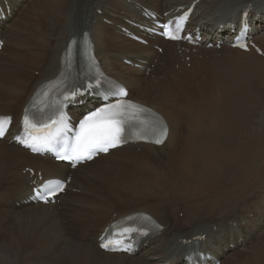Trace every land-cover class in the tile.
<instances>
[{
    "label": "bare ground",
    "instance_id": "1",
    "mask_svg": "<svg viewBox=\"0 0 264 264\" xmlns=\"http://www.w3.org/2000/svg\"><path fill=\"white\" fill-rule=\"evenodd\" d=\"M19 1L0 0L2 6L0 17L4 15L6 19L0 18V38L5 41L0 55L3 54L2 52H4L5 47H9L12 50L11 57L0 66V73H5L9 76L4 81V85L0 90V116L6 117L8 115L13 118V124L9 133L4 140H0V159L15 162L16 165L14 166L16 168L25 164L24 168L27 166L29 170L25 174L22 171H20L21 173L16 171L20 175L19 180L24 182V184L17 187L18 193L15 196L16 200L13 204L10 203L9 199L3 197L4 204L6 206L10 205L11 208H15L16 206L21 208L16 211L30 208L41 210L44 208L45 214L48 212L49 214L54 215L55 213L56 215L57 207L43 203L39 204V202H34L30 199L34 195L32 188L35 184L39 183L38 186H41L43 182L50 179H62L64 181L69 179L65 193H61L57 197L58 200L65 198L70 188L78 181H81L79 188L82 189V193L85 191L88 193L85 198V201L88 203L92 201L89 198L93 197L94 193H101L102 195L103 193L108 194L107 192H110V196L114 195L117 198L122 190L129 188V192L131 191L130 193H132L133 197H140L143 200L141 203L144 205L148 206L149 204L148 208L150 212L141 208L133 209L129 212L118 213L115 216L111 214L103 218L100 217L99 221L93 226H90V223L89 228L97 227V234L94 239L96 240L95 246L90 248L72 244V248L69 247L71 249L66 254L71 264H188L186 260L188 255L187 250L193 247H197V253L210 255L203 263L216 264V261L228 256L227 253L232 251L231 246H233V249L237 247L241 248L242 253L240 255L248 257L247 264H264V242L257 245L253 250L251 248L249 251L247 250L249 254L244 249L247 242H249L250 234H256L255 228L250 230L246 228V223L250 221L244 223L245 220L243 219L237 222L235 218L226 216L215 224H211L208 221H198L191 230L179 231L176 229H180L182 222L180 223L176 216L171 217L170 215L168 217V215L160 213V210L166 204H153L152 202L157 195H168L171 192L174 195H180L181 193L191 191V186L188 185L186 180L187 177L191 178V175L198 177L200 185L204 189H207V173L221 174L226 172L231 177L233 171H239L242 166L245 169L243 174L247 176L252 174L257 168L256 166L264 160V156H261L264 153V136L254 140L256 132L258 135L264 132V123L262 124L255 119L252 122L253 128L250 124L247 125L248 122L243 121V118H238L236 112L240 106H233L234 103L225 107L230 127L221 126L219 128V126H215L210 118L206 120L202 114L200 115L205 120L201 119L202 117L198 118L199 112L204 114L203 111H205V114H207L211 111L214 113V110H218V106L216 109H213L214 106H212L216 105L217 101L213 102V104L211 103L212 105L210 104L212 107L208 108L204 106L208 93L203 91L198 85L197 75H194L195 71L186 70L187 66L185 65V70L176 65L181 64L179 54L182 47L191 49V46L183 42L173 43L166 41L161 36L148 32L145 28L155 29V21L144 12V10H149L158 20L164 22L179 15L184 10H190L192 5L196 3L192 11L190 23L187 25V30L195 39L201 37V42L197 45L198 47H202L201 50L206 49L205 47L210 43L216 44L218 42H222L224 50L220 57L208 59L202 65L209 66L212 63L214 66L209 68L208 71L213 70L214 73L217 72L220 76L218 77L219 81L223 78L228 79V76L232 77L230 80L233 83L237 82L233 87L242 91L240 80L242 77H246L247 73L250 74L249 71H256L261 78L264 77V0H69L66 12L63 10V0H46V5L45 3L42 4L44 9L47 8L48 10L43 11L45 12L43 15H46L41 19L42 23H44L43 25H48L49 32L47 34H50V39L45 40L38 37V39H33L32 41L24 39V32L22 33L21 29L20 31L18 30L21 28V24L19 28L14 27L15 25L13 24L7 28V21H10V17L16 14L22 6ZM48 2H52L51 6L47 5ZM98 11H101L100 15ZM60 13H62V18L59 17ZM244 13H248L247 19L251 26L250 39H248L247 45L249 50L252 48L249 51L251 55L231 46L232 39L237 35V32L233 34V29L240 25ZM107 22H110L111 26L106 25L108 24ZM124 29L127 33L126 31H122ZM83 30L90 31V34H92L97 57L101 61L106 73L127 87L129 92L127 98L142 106L154 109L165 118L169 127V136L161 147L148 143H129L127 146L111 150L108 155H100L91 163L78 165L75 170H71L69 165L55 163L48 156L31 155L27 150L22 149L15 143L13 137L21 131V119L24 108L30 102L40 84L56 78L63 70L62 68L67 58L65 51L68 43L72 37H75L78 32H82ZM7 35L10 37L8 38ZM131 35L143 39L147 42V45L133 41L130 38ZM113 39H119V47L115 46L116 42ZM100 42L103 43L106 50L108 49L111 52L110 54H103L99 50L98 43ZM159 43L163 46L162 55H158L154 49V46H157ZM23 47L25 48L23 49ZM257 48L256 52L261 51L262 57L256 55L255 50ZM113 49H117L118 51H114ZM127 60L131 62L132 66L141 67V70L126 66L124 63ZM219 65L221 66L217 67ZM116 67L121 70L120 73L115 71ZM149 68L151 69V79L146 76V71ZM26 69L29 70V74L21 79L22 72H26ZM242 69L248 72L244 73ZM32 70L39 71L36 79L31 74ZM41 70L42 73H40ZM128 73H130V76ZM81 74L83 75V72ZM142 74L144 76L140 77ZM25 78H28L27 81ZM77 80L80 82L81 78L78 76ZM215 81H217L216 76ZM79 87L80 91L77 93L74 103L70 105L69 110L76 119L104 104L95 95L93 87H85L81 84H79ZM81 91L82 93H80ZM135 93L140 94L135 96ZM150 96H158V100H162L163 103L160 105L156 104V102L154 103V100L157 98L155 97L153 100L149 98ZM215 98L218 99L217 97ZM220 98L224 99V97ZM1 106L3 107L2 110ZM200 109L205 110L200 111ZM190 120L191 122L192 120L196 121V127L192 123L196 128L193 130L195 135L192 131L191 137L183 139L178 135V130L184 124L183 126H186L189 132L191 127H193L190 126L188 128L187 126L190 124ZM199 122L201 126L198 124ZM258 125L259 128L256 127ZM235 127L239 128L234 132ZM199 132L201 135H199ZM196 135L197 138L194 139ZM190 138H193L196 143ZM207 140L213 141V143L209 146ZM261 144L262 146H260ZM169 145L171 147L174 145L173 152L175 154V161H168L169 164L174 165V167L175 165L181 166L184 171L176 167L174 168L176 171H172L173 169L168 171L165 167L161 166L164 164L168 169H171L165 163L167 161L160 162V158L156 157V154H159L158 151L167 150L166 148ZM257 147H259L258 151H254ZM123 151H128L125 158L117 159L114 162L109 161V163L97 164L90 166L88 168L90 170H83V167L93 165L101 158H109L112 156V153ZM129 155L136 158V160L143 159L141 163H136L137 166L133 161V165L136 166L134 170L127 169V166L131 163V159H127ZM223 156L226 157L223 160H228L232 157L231 161L225 163L227 165L235 164V167L231 171L227 170V165L222 166L220 160ZM117 164L120 167H124V169L122 168L123 170L119 168L120 170L117 169L118 172L116 171L118 176L116 179L117 183L121 184L119 187L117 185H109L106 181L107 175L114 172L112 169ZM199 165H201L200 168H198ZM124 174L125 179L122 177ZM169 174L172 175V180L168 184L171 187L166 186ZM94 176L96 177L95 183L92 180ZM94 184H107L109 189L100 186V189L103 188V193L95 191L93 189ZM90 188L92 191L89 190ZM199 192L200 194L190 199L189 202L185 198L184 204L180 203L176 205L177 211L183 209L186 214L188 211L189 218L192 221L207 220L210 218L208 213L215 211L216 207L223 208L226 205H230L232 203L229 200L231 199L230 193L235 194L236 189L224 190L222 194H217L216 191L205 193L203 190H200ZM211 196L213 200L210 199L212 198ZM169 199L172 200V196H169ZM170 201L167 203L169 206ZM70 206L72 211H77L76 206ZM91 209L94 210L92 206H88L82 213H77L76 218L73 220L76 226L79 224L83 225L87 221L89 222L90 215L93 214V211L90 212ZM138 212L150 213L159 222L162 229L155 230L144 238L140 249L134 254L126 255L104 252L100 247L99 236L110 226L112 221ZM200 213L203 214L200 216ZM38 217L40 219V216ZM170 219L173 221L172 224L165 221ZM192 221L191 224H188L193 225ZM262 223H264V220L258 224ZM80 229L89 234V230L83 227ZM240 231L242 232L240 233ZM17 232L18 236H14L11 239V245L15 244L16 252L10 248L8 250L5 244H0V264H18L16 258L18 259L20 255L19 259L22 260L21 254L27 252V249L24 247L23 231L19 229ZM11 235H14V232ZM61 244H63L62 241ZM190 258L193 261L201 260L200 257L197 258L195 255H190Z\"/></svg>",
    "mask_w": 264,
    "mask_h": 264
},
{
    "label": "rangeland",
    "instance_id": "2",
    "mask_svg": "<svg viewBox=\"0 0 264 264\" xmlns=\"http://www.w3.org/2000/svg\"><path fill=\"white\" fill-rule=\"evenodd\" d=\"M68 1L69 0H63L64 2L63 10L65 12L68 7ZM19 3H21L22 6L20 7V10L16 14L10 17L11 20L7 21L8 22L7 28H9L11 24L15 25L14 27L19 28V25L21 24L20 26L21 28H19L18 30L20 31L21 29L22 33L24 32L23 33L24 39L26 40L30 39L32 41L33 39H38L39 37L45 40H49L50 34H47L49 32L48 25H43L44 23H42V19H41L42 17H45L46 15V14L43 15L45 13L43 11L48 10L47 8L44 9V6H43L44 3L46 5V0H24V1L20 0ZM48 3L47 5L51 6L52 2H48ZM32 11L33 13L31 14ZM8 14L10 15L9 12ZM61 14L62 13H60L59 15L60 18H62ZM98 14L100 15L101 11H98ZM107 23L108 24L106 25L111 26L110 22H107ZM23 27L26 29H24ZM79 27H82V26H79ZM85 31L87 30L78 32L76 36L81 37L83 35L82 33ZM7 37L9 38L10 36L7 35ZM113 40L116 42L115 46L119 47V44H118L119 39H113ZM107 46H109V44H107ZM98 47H99V50L103 54L111 53L108 49L106 50L104 48L102 42L98 43ZM24 48L25 47H23V49ZM205 48L206 49L201 50L202 47H191V49H186L182 47L180 54H179L180 59H181V64L180 63L176 64L177 66H180L181 68H183V70H185V67H184L185 65L187 66L186 70L188 69V70H192L193 72L195 71L194 75H197L198 85L200 86V88H202L203 91L208 93L207 101H205L207 105L204 103V106L208 108L214 106L213 109H216V107L218 106L217 107L218 110H214V113L210 111V113L205 114L206 112L203 111L205 109L203 110L200 109V111H203L205 115L202 112H199V115L197 117L199 118L203 116L206 120L210 118V120L213 121L215 126L217 127L219 126V128H221V126L230 127L229 121L226 116L225 107L229 105H233L234 103L233 106H237V107L240 106L238 111L236 112L238 118L240 119L243 118V121L248 122L247 125L250 124V126L253 128L252 122L255 119L256 121H260L263 124L264 123V77L261 78V76L258 75L259 73H256V71H251V72L249 71L250 74H248L247 70L244 71L242 69L244 73H247V76L242 77V79L240 80V84L242 85V91L237 90L235 87H233V85H235L237 82L233 83L230 80L232 79V77L228 76V79L223 78V79H220L219 81L218 77L220 76L217 72L214 73L213 70L208 71L209 68L214 66L212 63L209 66L202 65V63L208 59L211 60V59H217V57H220V55L224 52L223 47L221 45L220 46L216 45L210 48L206 46ZM154 49L158 55L163 54L162 44L159 43L157 46H154ZM113 50L118 51L117 49H113ZM245 52L248 55H251L249 51L248 52L245 51ZM2 53L3 54L0 55V66L3 65L11 57L12 50H10L9 47H5L4 52ZM256 55L258 57H262L259 54H256ZM176 65L175 67L177 68ZM126 66L135 68L137 70H141V67L132 66V64L127 63ZM220 66L221 65L217 67H220ZM150 70H151L150 68L147 69L146 76L151 79ZM115 71L117 73L121 72V70H119L117 67ZM40 73H42V70L40 71ZM28 74H29V70H27L26 72H22L21 79L27 76ZM31 74L35 76V79H36V77L39 75V71L32 70ZM128 75L130 76V73H128ZM142 76H144V74H142L140 77ZM215 76L217 78V81H215ZM8 77L9 76L7 74L0 73V90L2 89L4 85V81L8 79ZM230 86H232L233 88ZM140 87L142 88V86ZM227 87H230V88H227ZM139 94L140 93H135V96H138ZM232 94H235V95H232ZM155 97L157 99H155ZM155 97L150 96L149 98L151 99L154 98L155 100L154 99L153 100H154V103L156 102V104L160 105L163 103L162 100H158V96H155ZM215 97H217L220 100L218 101V99H216ZM220 97H224V99L222 98L223 99L222 100ZM159 99H161V97H159ZM216 101H217V104L212 105L213 102H216ZM242 102L244 103L241 105ZM210 104L212 106H210ZM2 109L3 107L1 106V110ZM200 114H202V116ZM203 117L201 119H204ZM194 121L195 120H192L191 122L190 120L189 122L190 124L187 125L188 128H190V126H193V124L194 125L196 124V121L195 122ZM198 124L201 126L200 122ZM183 125L178 130V135L182 137L183 139H188L189 137L192 136V131L196 129L195 128L196 125L195 127L193 126L194 128L191 127V129L192 128L193 129L192 130L190 129L189 132L187 131V127ZM256 127L259 128V125ZM238 128L239 127H235L234 132L237 131ZM193 134L195 135L194 131H193ZM199 135H201L200 132H199ZM263 136H264V132H261V134L259 135L256 132L254 135V140L259 139V137L262 138ZM193 138H190V139L193 140ZM196 138H197V135L194 139ZM194 143L196 142L194 141ZM212 143L213 141L207 140V144L209 146ZM262 144L260 146H262ZM168 147H170V149H168ZM168 147L166 148L167 150H163L162 152L158 151L159 154H156V157L160 158V162L167 161L165 163H167L171 167V169H168L164 164H162L161 166L165 167V169L168 171H171L172 169H173L172 171H176V169H174L175 167L177 169H181L182 171H184V169H182L181 166L175 165L174 167V165L169 164L168 161H172V160L175 161V154L173 152L174 145L172 147L169 145ZM259 147L254 149V151H258ZM127 154H128V151L112 153V156H110L109 158H101L95 164L87 165L83 167V170H87L90 166H95L97 164L109 163V161L114 162L117 159L125 158ZM129 156L127 157V159H131L130 160L131 163L129 162L130 164L127 166V169L129 168L131 170H134V168L137 166L136 163H141L143 159L141 158L139 160H136V158L132 157L131 155ZM261 156H264V153ZM223 158H226V157L223 156L222 159L220 160L222 162V166L227 165L225 163L232 160V157L228 160H223ZM7 161L0 159V169H1L0 170V244H5L8 250L9 248L14 251L17 250L15 244L11 245L12 243L11 239H13L14 236H18L17 231L19 229L23 231L24 247L25 249H27V252H24L21 254V256L23 257L22 260L19 259L20 255L18 259L16 258V260L18 261V264H71L66 254L72 248V244L79 245L81 247L85 246V247H90V248H93L95 246L96 240L94 239L97 234V227L95 226L94 228L92 227L89 228L90 223H91L90 226H93L95 225V223L99 221L100 217L103 218L111 214H114L115 216V215H118V213L129 212L130 210H133V209L141 208V209H146L150 212V209L148 208L149 202L147 203L148 206L142 204L141 202L143 200L140 197H133L132 193H130L131 191L129 192V188L122 190L121 194L117 198L114 195L110 196L109 195L110 192H107L108 194L103 193V188L109 189L107 184H94L93 189L95 191L102 192L104 195L103 194L101 195V193H97V194L94 193L93 194L94 196L89 198L92 201L88 203L85 201L86 200L85 198L87 197V194H88L87 191L82 193V189L79 188L81 181H78L73 187L70 188V191L68 192L65 198H60L57 201V203L51 204V206L57 207L56 215L55 213L53 215V214H49L48 212L46 213L47 214L46 215L45 212L43 211L44 208H42L41 210L37 208L38 210L37 209L35 210V208H30V206H29L30 209H25V210L23 209L20 211H16L17 209H21V208H19L18 206H16L15 208H11L10 205L6 206L3 202V197H6L7 199H9L10 203L13 204V202L16 200L15 196L18 193L17 187L21 184H24V182L19 180V176H20L19 173H21L20 171H22L25 174V172L29 170V167L26 166L24 168L25 166L24 164L16 168V166H14L16 165L15 162H9V161L7 162ZM133 161L135 162L136 166L133 165L134 163ZM4 162H7V163H4ZM200 167L201 165L198 166V168ZM234 167H235V164L226 166L227 170L229 171H231V169H233ZM256 167L257 168L253 171V173L248 176L243 174V171L245 169L242 166L239 169V171L237 170L233 171V175L231 177L228 176L226 172L221 173V174H216L212 172L207 173L206 174L208 177L206 181L208 185L207 189H204V187L200 185V181L198 180V177L191 175V178L187 177L186 179L188 185L191 186V191L181 193L180 195H174L173 192L169 193L168 195H157L154 197L152 202L153 204H157V203L166 204V206L162 210H160V213L162 212V214L164 213L166 214V216L168 215V217H170V215L171 217L176 216L177 220L180 221V223L182 222L181 223L182 225H180V229H176L179 231H185L186 229L191 230L192 227L198 223V221L199 222L208 221L211 224H215L216 222L223 220L222 218H225L226 216H229V218H235L237 222H239V220L242 221L243 219L245 220L244 223L247 221H250L249 223H246V228L248 230L255 228L256 234L254 235L250 234L249 242H247L244 249L246 251L247 250L249 251L250 248L253 250L257 247V245L264 242V223L258 224L260 221L264 220V160L260 164H258ZM119 168L124 169V167H120L117 164L115 165V168L112 169V171L114 172H111L110 174L107 175L108 178H106V181L108 182L109 185L110 184L117 185L118 187L121 185V184H118L116 180L118 178L116 171L118 172V170H120ZM16 171H18L19 173H17ZM122 177L123 179H125V174ZM92 180L95 183L96 177L94 176ZM171 180H172V175L169 174L168 181L166 182L167 187H171V185L170 186L168 185L169 182H171ZM100 186H102L103 188L100 189L99 188ZM231 188L236 189L235 194L230 193L231 199L229 200L233 204L231 203L230 205H226L223 208L216 207L215 211H212V213H208L210 218L207 220H193V221H197V222H193L192 219L189 218L188 211L186 214L183 211V209H180L179 211H177L176 209V205H179L180 203L184 204L183 202L185 198L187 199V202H189L190 199L197 197L200 194L199 192L200 190H203V192L205 193L207 192L212 193L216 191L217 194H222L224 190H230ZM89 190L92 191L91 188ZM169 196H172L173 199L172 200L169 199ZM210 199L213 200V197ZM169 201H170V206L167 204ZM70 205L76 206L77 211L76 212L72 211ZM88 206H92L94 208V210L93 209L90 210V212L93 211V214L90 215L91 218L89 222L87 221L83 225L79 224L76 226L73 220L76 218L77 213H82ZM36 213L37 215L35 216ZM202 214L203 213H200V216ZM38 216H40V219ZM165 221H167L170 224H172L173 222L171 219L165 220ZM191 221L193 225H189L191 224ZM82 227L84 229L89 230V234H87L86 232H83V229L81 231L80 228ZM258 228L259 230H257ZM13 232H14V235H11ZM241 232L242 231H240V233ZM61 241L63 242V244H61ZM232 247L233 246H231L232 251L227 253L228 256H225L219 260V264H247L248 257L240 255L242 253L241 248L237 247L236 249H233ZM73 249H75V247H73ZM248 251L246 253H248Z\"/></svg>",
    "mask_w": 264,
    "mask_h": 264
},
{
    "label": "snow or ice",
    "instance_id": "3",
    "mask_svg": "<svg viewBox=\"0 0 264 264\" xmlns=\"http://www.w3.org/2000/svg\"><path fill=\"white\" fill-rule=\"evenodd\" d=\"M167 29L168 26L165 25ZM170 39H178L175 33H167ZM75 95V93H73ZM119 96H125L127 93L124 89H118ZM129 109H135L137 112H143L144 110L138 108L128 102H117L115 104H109L96 112L86 116L79 126V131L75 136V143L71 146V154L59 156L60 159H67L73 162H80L83 160L92 159L93 155L97 152H107L109 148L117 147L118 145L127 142V137L124 135V124ZM10 123L7 118H0V137L4 136L6 131V125ZM53 124L57 127L54 132H47L44 135H33L28 130L30 127L34 128V125L29 124L27 116L24 119L26 138L21 140L26 146H30L32 151L40 152L45 149H51L55 151L56 145L59 143V139L67 130L66 118L61 112L58 120H53ZM145 124L144 128L137 134V139H147L149 136L154 137L151 142L161 144L164 142V138L167 136V127L161 124L159 121H153L151 123L142 122ZM45 128L48 125L44 126ZM19 140L20 137H17ZM63 151H68V146H65ZM62 191L63 185H57L49 190L50 194H55L56 191ZM135 231V229L125 228L121 235H125ZM111 243V242H109ZM116 243H120L117 241ZM101 247L108 248L109 244H102Z\"/></svg>",
    "mask_w": 264,
    "mask_h": 264
}]
</instances>
